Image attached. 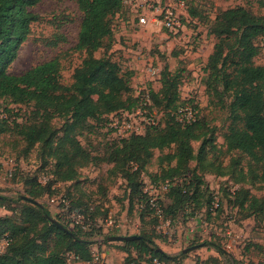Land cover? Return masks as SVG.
Instances as JSON below:
<instances>
[{
	"label": "rangeland",
	"instance_id": "1",
	"mask_svg": "<svg viewBox=\"0 0 264 264\" xmlns=\"http://www.w3.org/2000/svg\"><path fill=\"white\" fill-rule=\"evenodd\" d=\"M143 1L145 0H140ZM150 1L161 5V9L170 3V0ZM186 2L188 13L185 9L179 10L185 29L176 35L161 23L140 24L135 8L125 2L113 16L114 36L112 47L108 50L112 59L134 72L131 82L133 95H138L140 90L149 87L160 90L163 83L169 81L167 75L170 74L177 78L181 102L192 100L187 104L198 106L197 116L203 123L202 131L205 134L199 140L192 141V144L196 154L201 144H204V156L191 161L187 173L176 177L174 182H192V192L197 182L193 178V173L196 172L202 175L205 185L201 189L200 202L179 211L173 220H168L169 223L166 220L155 221L152 214L141 211L135 199L130 198L126 179L107 160L112 143L118 142V139L107 131L104 122L94 123V127L91 123L84 130H77V137L91 153L93 160L78 168L75 181H63L54 174L56 140L63 135L70 117L57 115L52 119L51 125L56 131L54 145L49 146L43 142L30 145L17 133L14 120L28 124L34 122L37 117L32 114L31 105H18L0 98V117H8L10 122L9 129L0 133V194L18 196L24 193L26 187L23 179L26 174H37L44 183L52 181L54 191L40 198V201L45 202L53 216L58 217L60 199L67 198L68 209L73 204L75 208L71 212L81 216L84 230L93 232V235L88 236L93 241L92 262L82 263L73 254H69L71 264L152 263L149 254L139 253L134 249L127 260V253L122 250L123 242L104 239L111 235L151 236L160 248L172 255L179 254L185 248L201 245L189 251L184 258L169 264H229L225 257L205 245V242L211 240L221 244L240 264H264V216H252L250 210L240 206L246 193L264 200V160L257 162L240 151L227 149L231 99L228 96L222 99L209 93L205 85V67L217 42V38L210 32L216 16L223 10L237 6H244L253 13L264 16V4L260 0ZM33 10L40 18L32 24V32L20 47L9 72L20 75L37 64L59 57L62 62V82L71 84L74 70L85 56L76 49L83 18L77 0H40ZM104 53L105 50L100 49L96 55L102 56ZM255 63L264 64V51L255 58ZM158 109V117L163 127L169 120V115L163 108ZM174 148L175 146L163 152L155 150L150 160L136 174V180L143 183L144 192L151 193L155 186L163 183L166 177L162 170L169 164L167 160L161 159ZM11 160L15 165V176H8L5 170L6 163ZM203 166H207L205 168L210 171H204ZM137 167V164H133V170H137ZM239 189L241 190L239 195L236 194L237 199L232 194ZM210 193H218L223 203L213 214L204 205ZM161 197L165 204L171 202L167 192L162 193ZM52 198L57 201L52 203ZM22 204L14 203V210H11V202H0V219L13 218L20 223ZM89 205L97 207L95 228L100 227L102 233L89 228L91 219L86 217L88 213L85 211ZM110 216L122 226L109 227L106 220ZM7 227L9 221L0 223V229ZM2 241L1 239L0 253L5 248ZM230 243L232 248L227 247ZM96 256H101L100 260H96Z\"/></svg>",
	"mask_w": 264,
	"mask_h": 264
},
{
	"label": "trees",
	"instance_id": "2",
	"mask_svg": "<svg viewBox=\"0 0 264 264\" xmlns=\"http://www.w3.org/2000/svg\"><path fill=\"white\" fill-rule=\"evenodd\" d=\"M183 1L188 13L187 2ZM260 1L264 4V0ZM39 2L40 0H0V98L18 105H31L32 114L37 117L30 124L14 120L17 133L30 145L43 142L52 146L56 138V131L51 125L52 119L57 115L69 116L70 122L66 123L63 135L56 140L54 174L57 179L75 181L78 168L93 160L91 153L77 137V130H84L91 123L94 127L99 122H104L107 129L111 113L135 110L149 93L152 107L158 114V108H163L169 115V120L163 127L159 120L156 126L150 127L144 134L112 143L107 160L126 179L130 198L135 199L141 211L152 214L155 221L173 220L179 211L190 208L195 202L198 204L202 186L205 185L202 175L193 173L197 182L192 192V182H174L176 177L187 173L191 161L204 156V144H201L198 154L192 144V141L199 140L205 134L202 131L203 123L197 116L198 106L191 105L196 111L195 121L183 124L178 119L179 109L192 100L181 102L176 76L168 74L169 81L163 83L158 91L149 87L138 95H133L131 82L134 72L125 69L108 54L114 36L113 16L125 0H77L83 18L76 49L85 56L75 68L71 84L62 82V62L59 57L37 64L20 75L9 72L20 47L32 32V24L40 18L33 10ZM210 32L217 38V42L205 67V85L209 93L222 99L224 96L231 99L227 149L240 151L261 162L264 160V64H256L255 58L264 51L260 45L264 34V16H259L244 6L228 8L216 16ZM100 49H104L105 53L97 56ZM6 110L11 111L9 108ZM7 118L0 117V133L9 129L10 122ZM173 146L174 150L164 154L161 159L167 160L169 164L162 171L166 177L163 183L167 180L170 182L166 192L171 202L165 204L160 197L159 204L163 211L160 217L151 208L150 196L144 192L143 183L136 180V174L150 160L155 150L163 152ZM133 164L138 165L137 170H133ZM205 167L203 166L204 171L209 172L210 169ZM24 177V193L18 196L0 194V202H11V210H14V203H23L20 223L13 218L0 219V223L9 221V227L0 229V241L3 238L8 241L4 251L0 253V264H71L69 254H73L82 263L92 262L93 241L88 236L93 235V232H86L84 224H73L65 218L67 214H72L71 211L75 208L73 204L66 214L59 212L58 217L53 216L45 202L40 201V198L54 191L53 182L43 184L39 176L33 173ZM206 188L209 192V188ZM240 190L232 194L237 199L236 194L239 195ZM216 195L221 207L223 203L218 193L208 194L204 204L212 214ZM31 200L38 203L34 204ZM240 206L250 210L252 216H264V200L255 196L246 193ZM85 211L88 213L86 217L91 219V231L102 233L100 227L95 228L97 207L89 205ZM50 217L57 219L68 230L60 228ZM139 236V239L121 241L127 260L132 249L149 254L151 261L158 258L165 264L175 263L188 253L182 251L177 255L169 254L160 250L151 236ZM108 237L104 239L107 240ZM205 245L225 257L229 264H240L221 244L211 240L205 242Z\"/></svg>",
	"mask_w": 264,
	"mask_h": 264
},
{
	"label": "built area",
	"instance_id": "3",
	"mask_svg": "<svg viewBox=\"0 0 264 264\" xmlns=\"http://www.w3.org/2000/svg\"><path fill=\"white\" fill-rule=\"evenodd\" d=\"M126 3L132 5L138 13V19L140 24L148 23H161L172 34H179L185 29V25L181 19L179 10L185 9V2L183 0H170L163 9L161 5L153 3L150 0L140 2V0H125ZM260 45L264 50V34L261 37ZM140 90L138 94L141 92ZM158 112L152 107V100L149 93L143 98L142 104L135 110H121L113 112L108 116L107 130L113 137L118 140L130 138L133 135L144 134L150 127L156 126L159 123ZM178 119L183 124L192 123L196 119V111L190 105L181 107L178 112ZM5 170L8 176H13L15 171V165L13 161H9L5 165ZM41 183L45 184L40 180ZM170 186V182L167 180L159 186L154 187L153 192H146L150 196V206L155 209L158 216L162 217L163 211L159 204V199L162 193H165ZM57 200L51 199L54 203ZM61 207L59 212L66 214L69 208V201L67 198L62 197L60 199ZM219 197L214 196L212 212L215 213L219 208ZM73 224H84L83 219L79 215L67 214V216ZM165 221V220H162ZM169 223L168 220H166ZM106 224L112 228H120L122 224L114 219L112 216L107 218ZM227 235H230L229 233ZM2 243L6 246L8 243L6 238L2 239ZM228 248H232V244L227 245ZM101 256H96V260H100ZM151 264H165L158 258H154Z\"/></svg>",
	"mask_w": 264,
	"mask_h": 264
},
{
	"label": "water",
	"instance_id": "4",
	"mask_svg": "<svg viewBox=\"0 0 264 264\" xmlns=\"http://www.w3.org/2000/svg\"><path fill=\"white\" fill-rule=\"evenodd\" d=\"M34 204H37L38 202L35 201V200H31ZM41 207H43V205L41 204ZM51 220L57 224L60 228H63L65 230H68V228H66L63 224H61L57 219L53 218V217H50ZM141 236L139 235H112V236H109L108 237V240L109 241H127V240H135V239H139ZM201 247V245H196V246H192V247H189V248H185L183 250V252H189L191 250H194V249H197ZM160 250H163L162 248H160Z\"/></svg>",
	"mask_w": 264,
	"mask_h": 264
}]
</instances>
